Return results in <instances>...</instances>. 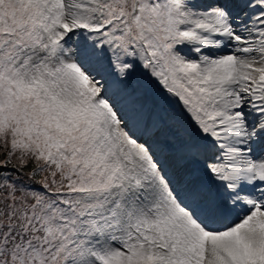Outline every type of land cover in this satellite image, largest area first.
Listing matches in <instances>:
<instances>
[{
    "label": "snow or ice",
    "instance_id": "1",
    "mask_svg": "<svg viewBox=\"0 0 264 264\" xmlns=\"http://www.w3.org/2000/svg\"><path fill=\"white\" fill-rule=\"evenodd\" d=\"M0 264H264V0H0Z\"/></svg>",
    "mask_w": 264,
    "mask_h": 264
}]
</instances>
